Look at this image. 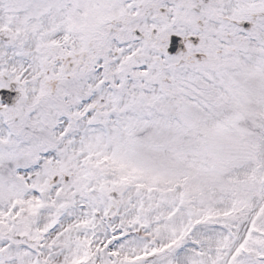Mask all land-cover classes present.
<instances>
[{
  "label": "snow or ice",
  "instance_id": "snow-or-ice-1",
  "mask_svg": "<svg viewBox=\"0 0 264 264\" xmlns=\"http://www.w3.org/2000/svg\"><path fill=\"white\" fill-rule=\"evenodd\" d=\"M0 264H264V0H0Z\"/></svg>",
  "mask_w": 264,
  "mask_h": 264
}]
</instances>
